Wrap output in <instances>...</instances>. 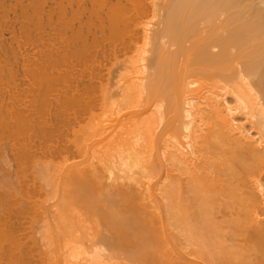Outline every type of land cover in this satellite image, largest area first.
I'll return each mask as SVG.
<instances>
[{
  "label": "bare ground",
  "instance_id": "6f19581e",
  "mask_svg": "<svg viewBox=\"0 0 264 264\" xmlns=\"http://www.w3.org/2000/svg\"><path fill=\"white\" fill-rule=\"evenodd\" d=\"M203 261L264 264V0H0V264Z\"/></svg>",
  "mask_w": 264,
  "mask_h": 264
},
{
  "label": "rangeland",
  "instance_id": "374dc122",
  "mask_svg": "<svg viewBox=\"0 0 264 264\" xmlns=\"http://www.w3.org/2000/svg\"><path fill=\"white\" fill-rule=\"evenodd\" d=\"M202 28H203V25H200ZM7 164H5L6 166ZM9 166V165H8ZM7 167V166H6ZM8 168V167H7ZM12 169L10 166L7 170H10ZM219 216L221 215V213L218 214ZM102 234L108 238H114L115 235H114V232L110 229H108L105 225H102ZM129 253L128 251H125L124 253L121 254L122 257H128L129 256ZM206 261H203L204 264H209V263H205Z\"/></svg>",
  "mask_w": 264,
  "mask_h": 264
}]
</instances>
